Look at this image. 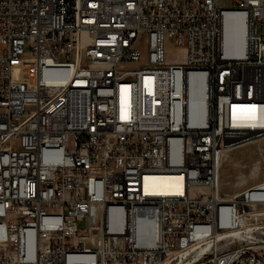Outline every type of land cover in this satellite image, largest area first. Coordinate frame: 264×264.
I'll list each match as a JSON object with an SVG mask.
<instances>
[{"label": "built area", "instance_id": "1", "mask_svg": "<svg viewBox=\"0 0 264 264\" xmlns=\"http://www.w3.org/2000/svg\"><path fill=\"white\" fill-rule=\"evenodd\" d=\"M230 2L0 0V264H264L231 233L264 198L221 193L230 151L264 139V0Z\"/></svg>", "mask_w": 264, "mask_h": 264}, {"label": "rangeland", "instance_id": "2", "mask_svg": "<svg viewBox=\"0 0 264 264\" xmlns=\"http://www.w3.org/2000/svg\"><path fill=\"white\" fill-rule=\"evenodd\" d=\"M222 4L231 6L230 0H222ZM169 47L176 48L171 43ZM146 56L145 52L144 59H146ZM19 76L20 71L17 70L15 77L18 79ZM257 157H264V152H260L257 149V145L252 143L242 145L230 151L222 165L221 193L223 197H228V195L234 196V194L246 190L252 184L264 182V162L262 168L259 164H253V161ZM79 227L82 233H85L86 219L79 222ZM249 228L250 231H248ZM241 230H243L242 234L247 236L246 238L255 241L264 239V203L258 205L256 209H247L244 212V224ZM256 245L260 246L259 250L264 254V244L258 243Z\"/></svg>", "mask_w": 264, "mask_h": 264}, {"label": "bare ground", "instance_id": "3", "mask_svg": "<svg viewBox=\"0 0 264 264\" xmlns=\"http://www.w3.org/2000/svg\"><path fill=\"white\" fill-rule=\"evenodd\" d=\"M239 19H242V16L239 14H226L224 17V30H223V39H224V45L228 52L234 51L236 49V37L234 34V28H235V22ZM197 78L201 79V77L197 76ZM202 93V84H195V87L193 89L192 94V102H194L196 99H198L199 95ZM198 101V100H197ZM194 106V105H193ZM234 117L235 122H246V123H256L261 120H263L262 115V108L255 106V105H248V104H242L240 106L235 107L234 109ZM176 174H163V173H154L149 174L146 177V186L147 190L152 192H174V191H182L181 188L177 187L176 182ZM247 192L248 195H260L264 198V182L256 184L254 186H251L247 188L246 190L239 192L237 194L228 195L225 199L230 198L231 196V204H239V198H241V194L245 195ZM254 208L253 205H250V210ZM244 224V215L240 217L239 219V225ZM250 231V228L248 229ZM247 231V232H248ZM231 233L234 236L242 237L244 238L246 235L242 234V231L240 230V227L233 229Z\"/></svg>", "mask_w": 264, "mask_h": 264}, {"label": "crops", "instance_id": "4", "mask_svg": "<svg viewBox=\"0 0 264 264\" xmlns=\"http://www.w3.org/2000/svg\"><path fill=\"white\" fill-rule=\"evenodd\" d=\"M264 140V139H263ZM252 144H255V145H257V149H258V146H264V142H262V140H261V142H259V144H256V143H252ZM256 149V148H255ZM255 152H257V151H255ZM258 159H259V157H257L254 161H253V164H258ZM262 165H263V163H261L260 164V166H261V168H262ZM221 176H222V170H221ZM264 177V176H263ZM257 184H259V183H257ZM254 185H256V184H252V185H250L249 187H251V186H254ZM222 186V185H221ZM240 192H242V191H240Z\"/></svg>", "mask_w": 264, "mask_h": 264}]
</instances>
